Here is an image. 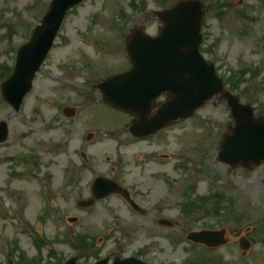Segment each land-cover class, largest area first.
Segmentation results:
<instances>
[{
	"label": "rangeland",
	"instance_id": "374dc122",
	"mask_svg": "<svg viewBox=\"0 0 264 264\" xmlns=\"http://www.w3.org/2000/svg\"><path fill=\"white\" fill-rule=\"evenodd\" d=\"M50 1L0 0V85ZM179 1H86L67 15L18 113L0 91V121L10 130L0 145V264H59L72 257L93 264L131 256L151 264H190L197 258L202 264H264V164L247 171L217 161L220 144L233 126L224 102L213 99L192 119L140 143L129 134L132 118L103 107L91 86V98L81 95L85 89L80 85L98 84L129 68L124 36L139 27L157 35L161 25L156 13ZM199 1L206 9L204 57L216 65L233 93L264 115V0ZM242 68L256 73H248L233 88L231 73ZM64 106L84 111V131L96 135L91 171L76 176L77 184L67 189L61 179L69 165L79 163L71 144L62 142L66 133L61 127L69 129L59 119ZM47 174L54 178L52 204L38 182ZM97 176L122 182L153 214L134 215L115 195L91 209H79L78 202L91 197ZM84 184L85 194L77 197ZM200 200L206 201L204 206L190 209L188 202ZM73 217L76 222H69ZM163 217L175 227H160L157 221ZM223 228L231 243L222 249L208 251L186 241L192 231ZM248 228L253 246L243 258L238 240ZM80 237L91 245L84 256L75 247ZM36 238L43 243L40 250Z\"/></svg>",
	"mask_w": 264,
	"mask_h": 264
},
{
	"label": "water",
	"instance_id": "95a60500",
	"mask_svg": "<svg viewBox=\"0 0 264 264\" xmlns=\"http://www.w3.org/2000/svg\"><path fill=\"white\" fill-rule=\"evenodd\" d=\"M81 1L54 0L42 26L35 30L31 44L19 51L15 73L3 85L4 97L16 111L32 89L35 74L50 51L65 14ZM203 16L200 3H181L159 15L164 27L157 38L141 33L133 35L127 49L134 69L105 83L104 97L114 107L140 117L141 122L131 128L137 137L155 134L175 121L187 120L214 97H220L230 109L234 127L221 145L219 160L233 167L251 168L264 162V117L256 118L250 105L242 104L239 97L226 91L214 66L204 61L200 54ZM166 92L171 95L169 101L147 122L154 101ZM6 139L7 126L0 123V142ZM112 191L111 186L96 188L95 195L102 198ZM223 235L224 232H202L193 235V240L220 246L226 243ZM120 264L139 263L129 260Z\"/></svg>",
	"mask_w": 264,
	"mask_h": 264
},
{
	"label": "flooded vegetation",
	"instance_id": "af4514ba",
	"mask_svg": "<svg viewBox=\"0 0 264 264\" xmlns=\"http://www.w3.org/2000/svg\"><path fill=\"white\" fill-rule=\"evenodd\" d=\"M92 87V86H91ZM94 93H97L98 89L96 86L92 88ZM85 112L80 109H75L73 115L68 118L62 112V119L64 120L67 127H61L65 130L66 135L64 136V140L62 141L64 144L68 142L74 148L73 156L75 157L74 161H78V165L75 166L74 163L67 167V174L69 176L68 182L65 186V189L70 188L71 185L77 184V177L83 178L84 174L91 171V159L87 156L85 150H89L93 144V138L96 137L95 134L86 130L84 131L83 124L86 127L87 122H85L84 118L81 117ZM58 122L59 120H55ZM63 137V136H62ZM59 146V145H58ZM80 150V153H79ZM50 181L53 182L54 178H50ZM81 192L82 195L85 194V184L82 188H77V197L78 193ZM74 194V193H73ZM92 194V187L90 188V195ZM87 198V197H83ZM147 214V213H146ZM158 223V222H157Z\"/></svg>",
	"mask_w": 264,
	"mask_h": 264
},
{
	"label": "trees",
	"instance_id": "16d2710c",
	"mask_svg": "<svg viewBox=\"0 0 264 264\" xmlns=\"http://www.w3.org/2000/svg\"><path fill=\"white\" fill-rule=\"evenodd\" d=\"M246 71L245 70H241L240 71V74L237 75V76H233L229 82L233 85V88L236 86V88L239 87V85H241V83L243 82V78L244 76L246 75L245 74ZM228 82V81H227Z\"/></svg>",
	"mask_w": 264,
	"mask_h": 264
}]
</instances>
